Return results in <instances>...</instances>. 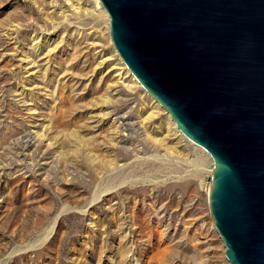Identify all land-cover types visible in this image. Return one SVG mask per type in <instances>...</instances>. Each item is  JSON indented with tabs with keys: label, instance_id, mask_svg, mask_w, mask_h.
Returning a JSON list of instances; mask_svg holds the SVG:
<instances>
[{
	"label": "rangeland",
	"instance_id": "obj_1",
	"mask_svg": "<svg viewBox=\"0 0 264 264\" xmlns=\"http://www.w3.org/2000/svg\"><path fill=\"white\" fill-rule=\"evenodd\" d=\"M213 167L99 0H0V264H229Z\"/></svg>",
	"mask_w": 264,
	"mask_h": 264
},
{
	"label": "water",
	"instance_id": "obj_2",
	"mask_svg": "<svg viewBox=\"0 0 264 264\" xmlns=\"http://www.w3.org/2000/svg\"><path fill=\"white\" fill-rule=\"evenodd\" d=\"M140 86L213 160L229 264H264V0H99Z\"/></svg>",
	"mask_w": 264,
	"mask_h": 264
},
{
	"label": "bare ground",
	"instance_id": "obj_3",
	"mask_svg": "<svg viewBox=\"0 0 264 264\" xmlns=\"http://www.w3.org/2000/svg\"><path fill=\"white\" fill-rule=\"evenodd\" d=\"M129 71V70H128ZM24 147V146H23Z\"/></svg>",
	"mask_w": 264,
	"mask_h": 264
}]
</instances>
